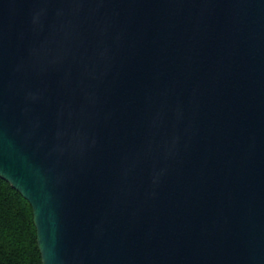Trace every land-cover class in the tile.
<instances>
[{"label":"water","instance_id":"1","mask_svg":"<svg viewBox=\"0 0 264 264\" xmlns=\"http://www.w3.org/2000/svg\"><path fill=\"white\" fill-rule=\"evenodd\" d=\"M0 178L41 264H264V0H0Z\"/></svg>","mask_w":264,"mask_h":264},{"label":"trees","instance_id":"2","mask_svg":"<svg viewBox=\"0 0 264 264\" xmlns=\"http://www.w3.org/2000/svg\"><path fill=\"white\" fill-rule=\"evenodd\" d=\"M0 264H41L31 206L1 178Z\"/></svg>","mask_w":264,"mask_h":264}]
</instances>
